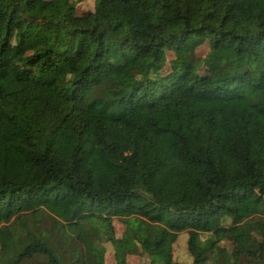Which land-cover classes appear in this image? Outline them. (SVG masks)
<instances>
[{
  "label": "trees",
  "instance_id": "obj_1",
  "mask_svg": "<svg viewBox=\"0 0 264 264\" xmlns=\"http://www.w3.org/2000/svg\"><path fill=\"white\" fill-rule=\"evenodd\" d=\"M81 1L0 0V264H264V0Z\"/></svg>",
  "mask_w": 264,
  "mask_h": 264
},
{
  "label": "rangeland",
  "instance_id": "obj_2",
  "mask_svg": "<svg viewBox=\"0 0 264 264\" xmlns=\"http://www.w3.org/2000/svg\"><path fill=\"white\" fill-rule=\"evenodd\" d=\"M22 0H19L21 2ZM43 4L50 5L53 9L58 10L60 0H40ZM94 1L95 0H83L77 6V14L78 15H85L86 13L93 11L94 8ZM27 46L29 47L27 53H30L33 49L42 47L41 44L36 43L32 38H29L27 41ZM210 49V43L207 38L201 40H194L187 45L183 49V55L193 54L195 58V66L198 69L199 73L206 72V68L204 66V57L208 50ZM163 62L164 68L163 73L167 71L174 70L178 68L179 64L175 57L173 51H165L163 53ZM113 231L116 236L125 237L124 234V227L118 219L113 220ZM187 233L181 232L178 236L177 241L174 243V252L173 257L176 262L179 264H191V256L187 250ZM211 235L208 233H202L199 236V240H203ZM16 233L11 229L9 224H1L0 225V250L2 248H6V250H15L17 252H22L25 247L29 244L28 240H21L17 241ZM260 239V235L257 231H253L251 236L248 238H241L239 242L247 247L252 248L256 244V240ZM233 237L228 233L225 239L221 242V245L224 246L226 249L231 250L233 248ZM27 243V244H26ZM16 248H15V247ZM107 252H106V264H116L114 259V248L110 242L105 243ZM27 264V262L25 261ZM143 264H148L147 259L143 261ZM208 264H215L214 259L210 258L208 260Z\"/></svg>",
  "mask_w": 264,
  "mask_h": 264
}]
</instances>
